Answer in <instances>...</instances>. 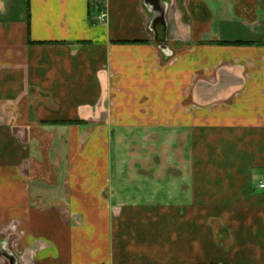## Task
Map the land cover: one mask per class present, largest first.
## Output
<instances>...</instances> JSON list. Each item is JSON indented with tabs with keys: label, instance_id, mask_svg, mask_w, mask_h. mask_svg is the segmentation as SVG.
<instances>
[{
	"label": "crops",
	"instance_id": "obj_1",
	"mask_svg": "<svg viewBox=\"0 0 264 264\" xmlns=\"http://www.w3.org/2000/svg\"><path fill=\"white\" fill-rule=\"evenodd\" d=\"M261 182L264 0H0V264H264Z\"/></svg>",
	"mask_w": 264,
	"mask_h": 264
},
{
	"label": "built area",
	"instance_id": "obj_2",
	"mask_svg": "<svg viewBox=\"0 0 264 264\" xmlns=\"http://www.w3.org/2000/svg\"><path fill=\"white\" fill-rule=\"evenodd\" d=\"M106 19H107V12L105 10H102L97 16V21L98 22H105ZM260 186L264 187V182H261Z\"/></svg>",
	"mask_w": 264,
	"mask_h": 264
},
{
	"label": "water",
	"instance_id": "obj_3",
	"mask_svg": "<svg viewBox=\"0 0 264 264\" xmlns=\"http://www.w3.org/2000/svg\"><path fill=\"white\" fill-rule=\"evenodd\" d=\"M156 24H157V20L154 21L153 25H156ZM8 257L12 259L11 256H8Z\"/></svg>",
	"mask_w": 264,
	"mask_h": 264
}]
</instances>
